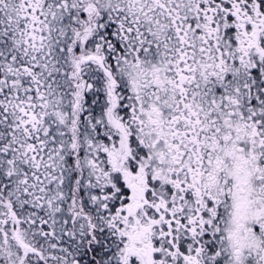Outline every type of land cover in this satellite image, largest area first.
<instances>
[{"label":"snow or ice","instance_id":"snow-or-ice-1","mask_svg":"<svg viewBox=\"0 0 264 264\" xmlns=\"http://www.w3.org/2000/svg\"><path fill=\"white\" fill-rule=\"evenodd\" d=\"M0 264H264V0H0Z\"/></svg>","mask_w":264,"mask_h":264}]
</instances>
